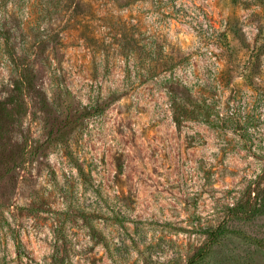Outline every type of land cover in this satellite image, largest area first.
Returning <instances> with one entry per match:
<instances>
[{
    "label": "rangeland",
    "instance_id": "1",
    "mask_svg": "<svg viewBox=\"0 0 264 264\" xmlns=\"http://www.w3.org/2000/svg\"><path fill=\"white\" fill-rule=\"evenodd\" d=\"M0 264H264V0H0Z\"/></svg>",
    "mask_w": 264,
    "mask_h": 264
},
{
    "label": "trees",
    "instance_id": "2",
    "mask_svg": "<svg viewBox=\"0 0 264 264\" xmlns=\"http://www.w3.org/2000/svg\"><path fill=\"white\" fill-rule=\"evenodd\" d=\"M2 33V38L4 40V44H5V49L7 51V54H9L11 61L13 62V64L16 65V61H15V54H14V50L10 47V35L8 34V32L6 31H1ZM19 72L24 73L25 69H18ZM24 71V72H22ZM178 120V118H176ZM175 120V121H177ZM250 194V193H249ZM249 197V195H248ZM262 205L260 203H256L254 201L251 202V200L249 198H246L243 202H238L235 204V206H233V208H231V212H233L234 215L236 216H243V217H250L253 215H257L260 213V207Z\"/></svg>",
    "mask_w": 264,
    "mask_h": 264
}]
</instances>
